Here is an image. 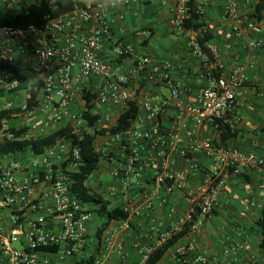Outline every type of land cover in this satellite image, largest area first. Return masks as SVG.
Instances as JSON below:
<instances>
[{"label":"built area","instance_id":"built-area-1","mask_svg":"<svg viewBox=\"0 0 264 264\" xmlns=\"http://www.w3.org/2000/svg\"><path fill=\"white\" fill-rule=\"evenodd\" d=\"M59 1L0 0V19L14 17L32 4L46 3L56 9ZM78 1L85 6L48 16L42 28L0 25V108L21 110L12 117L18 120L24 115L28 119L21 122L30 126L26 136L37 138L65 125L75 132L85 126L89 133L96 134L94 146L101 162L87 185L128 213L126 220H113L101 237L107 255L119 256L118 264L130 263L131 254L121 236L132 231L133 223L144 213L148 214L146 230L141 241L133 243L140 257L137 264H146L158 248L175 238L163 264H242V253L248 250L245 243L226 239L220 257L212 256L202 239L228 180L250 170L264 173V153L216 144L218 120L243 108L250 93L264 99V91L251 84L249 77L255 59L251 55L237 57L229 66L217 44L200 43L199 36L209 31L207 26L197 32L185 28L192 17V0H174L170 26L185 33L188 49L200 60V72L206 81L196 102L187 103L183 83L173 77L170 62H153L133 45L114 38L111 12L138 0ZM201 1L199 4L196 0V7L204 14L207 0ZM259 6L263 15L260 21L256 19ZM118 17L124 19L121 13ZM222 23L230 25L229 32L224 33L226 49L232 50L236 41H243L250 54L264 46V0H224ZM106 41L112 44L114 58L134 60L128 73L102 58ZM3 64L18 65L24 73L36 76L34 83L42 82L38 105L32 110L27 111L25 89L13 93L26 83ZM136 77L168 95L159 99L132 86L131 79ZM86 94L91 96L90 108L84 99ZM76 100L81 105L77 112L73 110ZM131 103H136L139 111L130 127L111 133ZM84 111L96 116L94 127L81 118ZM167 111L172 113L169 128L162 120ZM38 116L43 119L38 121ZM205 125L218 136L204 138L200 131ZM4 136L14 138L10 132ZM29 152V157L26 153L0 157V255L5 264H68V259L81 254L80 246L86 241L93 218L90 211L94 204L83 202L73 192L72 174L83 162L80 149L72 151L70 141L63 140L42 154ZM175 154L186 160L184 169H175ZM198 154L211 158L209 169L202 170L194 159ZM105 174L111 178L109 184L103 181ZM251 203L261 215L264 204ZM159 208L166 211V227L152 215ZM27 211L35 212V217L27 220ZM54 219L58 225L50 228ZM235 234L243 238L244 227H236ZM23 241L24 247H14ZM47 246L64 248L60 253L40 250ZM93 264L103 262L96 258Z\"/></svg>","mask_w":264,"mask_h":264},{"label":"crops","instance_id":"crops-1","mask_svg":"<svg viewBox=\"0 0 264 264\" xmlns=\"http://www.w3.org/2000/svg\"><path fill=\"white\" fill-rule=\"evenodd\" d=\"M174 0H138L137 3L128 8L114 10L110 14L112 31L116 40L123 41L135 47L136 51L143 56H148L153 62L168 61L172 65L171 73L176 80L183 83V98L187 103H195L201 88L206 86V81L202 76L200 60L194 57L187 46L185 33L175 30L170 26V8ZM200 4L202 1L197 0ZM224 0H207L204 2V20L209 31L214 35L215 41L225 56V61L232 66L237 57L255 59L254 69L249 70L251 84L258 86L264 91V46L255 49L251 54L243 41H236L232 50L225 48L224 33L229 32L230 25L222 23ZM123 14L124 19H119L118 15ZM264 25V24H263ZM104 60L113 61L122 72L128 73L134 65L132 58L116 59L113 57L112 44L106 41L101 53ZM131 84L142 91H149L159 99L168 95L167 91H162L158 86L146 84L140 77L131 79ZM80 100H76L73 110H80ZM172 113L167 111L163 117V125L169 128L172 125ZM250 118V119H249ZM38 121L42 116H38ZM225 122L240 129L239 137L232 141L230 147H237L245 151H256L264 153V99L254 93L248 94L245 106L229 113ZM201 135L204 138H214L218 133L209 125L201 128ZM184 144L187 143V135ZM30 152H26L25 157H29ZM176 160L175 169H184L186 160L181 156L174 155ZM194 159L205 171L211 166V158L206 154L194 155ZM103 181L110 183L111 178L105 174ZM93 186V181H91ZM176 200H180V195H176ZM109 201V200H108ZM252 201L264 204V173L250 170L243 177L232 176L220 196V204L215 215L206 223L202 244L212 256H221V245L230 238V242H243L248 250L242 253V264H264V257L260 249L262 240L261 229L257 224L260 218V211L252 206ZM110 202V201H109ZM111 203V202H110ZM113 204V203H111ZM114 205V204H113ZM91 207V206H90ZM35 212L27 211L26 219H33ZM8 216V211L4 212ZM148 214L144 213L133 223V229L129 233H123L121 239L125 243L126 249L130 252L129 264H137L140 257L133 249L134 242H140L148 222ZM152 215L157 219L161 227H166V211L164 208L155 210ZM94 216L89 222V231L86 241L80 246L81 254L67 260L68 264H84L83 260H88L92 255L100 258L103 264H118L119 256L115 253L107 255L102 238L97 237L98 227L95 225ZM58 225V220H50V228ZM244 227L245 236L238 238L235 228ZM21 245L24 247L25 242ZM64 246L60 247L59 253ZM58 254L52 255L54 258ZM94 259V261H95ZM166 261L164 257L160 264ZM0 264H5L0 255Z\"/></svg>","mask_w":264,"mask_h":264},{"label":"trees","instance_id":"trees-1","mask_svg":"<svg viewBox=\"0 0 264 264\" xmlns=\"http://www.w3.org/2000/svg\"><path fill=\"white\" fill-rule=\"evenodd\" d=\"M192 5V17L185 23V28L193 32H197L202 27L206 26L207 23L204 20V14H201L197 10L196 0H192ZM84 6L85 4L78 0H61L55 6L56 9H54V6L52 7L46 3L32 4L24 7L22 11L14 17L12 16L11 18L0 19V25L13 27H27L33 25L37 28H42L47 22L48 16L54 17ZM262 17L261 7L259 6L256 19L260 21ZM199 41L202 45H204L206 42H214L215 37L210 31H208L199 36ZM3 66L14 72L17 79L26 83L25 86L17 88L13 91V93L25 89L27 95V111L32 110L38 105V95L42 82L32 83L29 85L27 84L28 80L24 71L21 70L18 65L3 64ZM84 99L87 102L88 108H90L91 96L86 94ZM138 111V105L136 103H131L130 107L121 114L118 124L113 127L110 132L116 133L127 130L131 125V119L137 115ZM20 112L21 110L18 108L10 110L0 108V157L11 154L26 153L29 151L39 155L44 153L47 148L53 147L63 140H68L70 141L72 151L75 148L80 149V156L83 159L79 170L72 174V178L74 180L73 192L76 193L83 202L94 204V208L90 211L94 217L106 219V221L101 223L98 227L97 237L99 240L113 220H126L128 218V213L124 212L120 206L111 204L107 199H104L98 192L94 191L87 185V180L91 175L96 173L101 162V155L96 152L94 146L96 134L89 133L85 126L80 127V129L75 132L71 126L65 125L60 128L53 129L48 134L41 135L37 138L26 136L30 130V126L26 123H19L17 119L12 117L13 114H18ZM81 118L91 127H94L97 119L96 116L90 115L88 111L82 112ZM217 123L219 126V137L216 140V144L223 147H230L232 141L239 137V127L232 126L230 123L225 122V120H218ZM8 132L14 135L13 139H8L4 136ZM261 132H264V127L261 128ZM70 159H72V157ZM244 175H241L240 177H243ZM257 224L261 229L262 240L259 246L264 257V210H262L261 216L257 220ZM175 240L176 238L168 244L158 248L146 264H159L166 251ZM40 250L45 252H58L60 247L47 246L41 247ZM94 259L95 256L92 255L90 259L83 260L82 263L93 264Z\"/></svg>","mask_w":264,"mask_h":264},{"label":"rangeland","instance_id":"rangeland-1","mask_svg":"<svg viewBox=\"0 0 264 264\" xmlns=\"http://www.w3.org/2000/svg\"><path fill=\"white\" fill-rule=\"evenodd\" d=\"M24 74H25V76H26V78L28 80L27 84H29V85L34 83L37 80L36 76L34 74H32L31 72H29V71H25ZM0 100H1V98H0ZM18 121H19V123H21L22 121H26L27 122L28 119L24 115H22L21 118H18ZM104 179H106V176H104L103 180ZM104 221H106L105 218L100 219L98 217H94V222L93 223L95 225H101V223H103ZM14 247L22 248V245L19 244V243L18 244L16 243V244H14Z\"/></svg>","mask_w":264,"mask_h":264}]
</instances>
